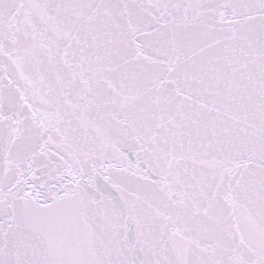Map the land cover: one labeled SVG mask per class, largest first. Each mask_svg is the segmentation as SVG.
<instances>
[{
  "label": "snow or ice",
  "instance_id": "snow-or-ice-1",
  "mask_svg": "<svg viewBox=\"0 0 264 264\" xmlns=\"http://www.w3.org/2000/svg\"><path fill=\"white\" fill-rule=\"evenodd\" d=\"M0 264H264V0H0Z\"/></svg>",
  "mask_w": 264,
  "mask_h": 264
}]
</instances>
